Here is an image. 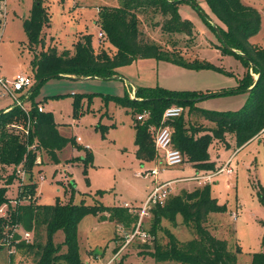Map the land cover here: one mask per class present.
Segmentation results:
<instances>
[{"label":"rangeland","instance_id":"374dc122","mask_svg":"<svg viewBox=\"0 0 264 264\" xmlns=\"http://www.w3.org/2000/svg\"><path fill=\"white\" fill-rule=\"evenodd\" d=\"M117 1L49 0L47 8L51 17L45 49L54 43L59 52L70 51L75 37L80 34H91L96 46L99 31L95 24L97 8L113 5ZM241 1L260 13L259 29L249 40L264 49V0ZM192 2L197 8L190 3H181V17L191 20L197 30L195 43L194 40L190 42L192 49L185 50L184 58L190 61L198 59L214 67L189 69L154 58H137L128 65L118 67L113 79L55 77L41 83L35 96L31 95L34 96L32 100L44 110L52 112L59 134L68 141L56 153V160H51L44 148H36L34 143L31 150L36 152V160L29 173L20 166L15 174L12 173L13 166L3 168L0 186L6 184V177L14 175L10 184H6L8 197L13 199L1 205L0 215L3 218L9 216L10 213H6L8 208L29 200L42 204L57 201L79 203L83 200L87 204L101 203L108 207H125L126 203L138 205L145 200L154 181L159 184L176 180L172 185V196L209 185L211 195L224 208L221 212L208 215L207 226L213 235L227 241L228 247L235 251L239 264H249L252 253L264 252V209L257 196L259 184L264 187V133L239 148L233 132L225 133L223 140L213 139L208 146L210 159L219 165L235 151L231 163L234 173L228 175L222 172L209 182L198 181L191 177L202 170L197 171L189 163L163 168L161 164L141 163L136 159L132 114L114 101L103 98L105 95L123 96L125 93L135 98L136 86L198 93L222 92L237 86L246 67L235 55L224 54L213 46L220 45V41L209 24L215 27L217 33L218 27H225L211 13L206 0ZM31 6L32 0H5V13L0 26V77L9 80L15 72H21L29 76L34 85L31 69L33 54L28 51L22 25V17L27 15ZM163 19L160 13L148 16L146 20L140 15L138 28L144 39L162 44ZM252 74L256 79L257 75ZM75 93L100 94L93 95L89 103L82 101V113L74 116L72 97ZM7 98V95L0 98V108L9 104ZM247 98L248 93L236 92L207 97L198 101L197 105L214 111H236L246 104ZM25 105L29 106V103L26 101ZM184 112L188 115L187 108ZM206 125L213 127L210 122H206ZM7 128L17 132L26 127L14 123ZM77 137L80 138L77 142L83 147L81 149L72 144ZM84 147L91 153V161L83 160L86 155ZM154 167L158 169L156 176L141 175V172ZM32 182L35 184L34 190ZM98 191L102 193L98 194ZM130 214L137 215L135 212ZM109 217V211L88 214L78 223L77 241L81 260L85 264H156L150 255L145 254L143 247L144 244L151 248L154 245L153 236L147 231L152 212L144 218L140 229L148 233L145 242L140 234L133 236L136 222H129L127 216L120 221H111ZM161 228L156 231V241H166L164 229L179 241L196 237L195 230L183 223L179 213L175 215L174 223L163 218ZM24 232L29 233L28 240ZM36 235L45 236L43 226L27 230L19 223L6 225L0 237V264H19L21 261L32 264L31 258L25 260L23 250L18 246L22 242H31ZM63 239L62 231L58 230L54 234V242L61 243ZM61 250H65V247Z\"/></svg>","mask_w":264,"mask_h":264},{"label":"trees","instance_id":"16d2710c","mask_svg":"<svg viewBox=\"0 0 264 264\" xmlns=\"http://www.w3.org/2000/svg\"><path fill=\"white\" fill-rule=\"evenodd\" d=\"M5 0H0V23ZM49 0H32L29 14L23 19V29L27 37V48L32 52L31 69L34 81L40 82L29 89L26 101L29 110L26 113L19 106H11L7 111L0 110V177L5 167H17L30 172L36 160V152L31 146L42 147L51 160H56V153L67 143L68 139L61 136L51 111L38 110L37 102L32 100L41 83L50 78H115L116 69L128 65L137 58H154L170 62L189 69L214 67L211 63L198 59L193 61L184 58L185 50L192 49L190 42L197 37L193 22L182 18L179 4L190 3L197 8L192 0H118L116 5H102L98 9L96 25L103 33L100 42L94 46L91 34H80L73 42L72 49L59 52L53 43L45 49V37L50 26V13L47 8ZM211 13L225 27H218L219 48L224 54H233L239 58L246 72L237 86L224 89L222 92H185L163 88L135 87V98L128 93L123 96L105 95L106 101H114L132 114L134 129L135 157L141 163L152 162L156 157L153 132L151 128L160 125L165 108L175 104L183 107L182 113L166 121L172 130V145L180 150L183 162L189 163L196 170H214L217 163L210 159L208 146L213 139L223 140L225 133L233 132L237 147L260 135L264 128V49L249 40L260 25L259 11L241 0H206ZM160 13L164 19L161 34L164 42L156 43L144 39L138 25L140 15L146 18ZM52 43V39L50 38ZM105 43V46L103 45ZM107 43V44H106ZM183 50V51H182ZM228 73V72H227ZM257 78H253V74ZM66 75V76H65ZM72 78V79H75ZM246 92V104L236 111H214L202 108L197 102L211 96ZM100 93H75L72 97L73 115L82 113V101H87ZM34 95V96H31ZM187 108L188 115H185ZM147 110L149 117L138 120L137 114ZM193 117L194 120H193ZM213 123V127L206 125ZM17 123L24 130L13 132L7 127ZM107 126L104 127V130ZM77 148L81 147L77 140H72ZM86 150L84 161H91L92 155ZM14 175L6 177L10 184ZM5 184V183H4ZM0 186V208L9 198L7 185ZM35 184L31 187L34 190ZM29 187V184H27ZM98 191V194H101ZM258 199L264 209V187L259 184ZM224 206L211 195L209 185L196 188L190 192L169 195L163 205L152 209L151 225L148 232L153 236L151 248L144 244L145 254L150 255L156 264H239L235 251L228 247L225 239L211 233L208 215L221 212ZM109 211V220L119 221L127 216L129 222H136L137 215L127 207H108L101 203L87 204L68 202L42 204L29 200L16 203L7 209L9 216L0 215V237L6 225L21 224L29 230L43 226L45 236L36 235L31 242L19 244L25 260L31 258L32 264H85L79 255L77 229L80 220L88 214H99ZM182 216L183 223L192 227L196 237L189 241H179L171 232L164 229L166 241H156V231L161 228V221L167 218L175 222V215ZM126 214V215H125ZM105 219V218H104ZM264 226V220H262ZM61 230L63 241L54 242V234ZM65 247V250H61ZM19 264H23L22 261ZM249 264H264V252H254Z\"/></svg>","mask_w":264,"mask_h":264},{"label":"built area","instance_id":"2783aa9c","mask_svg":"<svg viewBox=\"0 0 264 264\" xmlns=\"http://www.w3.org/2000/svg\"><path fill=\"white\" fill-rule=\"evenodd\" d=\"M103 37V33H98V38L101 39ZM33 85L32 79L23 74L18 73L12 79L6 80L0 77V97L9 96L13 100V106L21 107L26 113H28L29 106L25 105L26 97L28 95V91ZM18 94V96L16 95ZM38 110H44L42 106H38ZM183 111V107L179 105L172 104L164 109L160 125L156 128H151L153 132V140L154 147L156 150V157L154 162L157 164H161L162 167H171L176 166L183 163V155L172 145V130L166 125V121L179 116ZM138 120H145L149 117V112L144 110L141 113L137 114ZM25 133H28V127L24 129ZM264 133V128L261 130L260 134ZM80 138H77L79 141ZM235 151L229 156L226 157L223 161H220L219 165L214 170H202L198 171L196 175L192 176L191 179L209 182L215 176L219 175L222 172H226L228 175H231L233 171V167L231 165L232 158L234 156ZM158 174V169L156 167L149 169L145 173L141 172V175H149L156 176ZM176 180H169L163 183H157L154 181V185L152 184L147 192L145 200H143L140 204H125V207L129 208L132 212H135L138 216L136 223H134V233L140 234L142 241H146L148 237V233L140 231L141 226H143L144 218L148 217L151 213L152 209L157 205H163L166 199L171 194L172 185ZM24 237L26 240L29 238V233L24 232Z\"/></svg>","mask_w":264,"mask_h":264},{"label":"crops","instance_id":"0c3cea01","mask_svg":"<svg viewBox=\"0 0 264 264\" xmlns=\"http://www.w3.org/2000/svg\"><path fill=\"white\" fill-rule=\"evenodd\" d=\"M117 3H118V1H117ZM116 2L115 3H113V5H116L117 4ZM4 6H5V1H4V4H3V13L1 14V23H0V26H1V24H2V15L5 13L4 12ZM98 9L99 8H97V13H98ZM181 12V4H179V13ZM29 14V11H28V13H27V15ZM181 14V13H180ZM27 15H25V16H23L22 17V21H23V19L25 18V17H27ZM96 24V23H95ZM23 25V24H22ZM100 31H98V33H99ZM77 37V36H76ZM76 37H75V39H76ZM100 39L98 38V34H97V40H96V44L98 43V41H99ZM22 51V50H21ZM29 51V50H28ZM18 73H21V72H15L14 74H13V77L16 75V74H18ZM12 76V75H11ZM12 77V78H13ZM11 78V79H12ZM88 79H92V78H88ZM10 80V79H9ZM79 80V79H78ZM81 80H87V79H81ZM17 96H18V94H16ZM9 97V96H8ZM0 98H2V97H0ZM7 99H9L10 100V102H9V104L8 105H5L3 108H0V110H2V109H8V108H10L11 106H13V100H12V98H7ZM77 138H79V137H77ZM77 138H76V140H77ZM79 141H80V139H79ZM152 162H154V161H152ZM198 171V170H197ZM234 173V172H233ZM232 173V174H233ZM231 174V175H232Z\"/></svg>","mask_w":264,"mask_h":264},{"label":"water","instance_id":"95a60500","mask_svg":"<svg viewBox=\"0 0 264 264\" xmlns=\"http://www.w3.org/2000/svg\"><path fill=\"white\" fill-rule=\"evenodd\" d=\"M71 78H75V77H71ZM88 78H90V77H86V78H82V77H80V78H75V79H79V80H81V79H88ZM39 82H40V80L36 81V82L34 83L33 87H35Z\"/></svg>","mask_w":264,"mask_h":264}]
</instances>
